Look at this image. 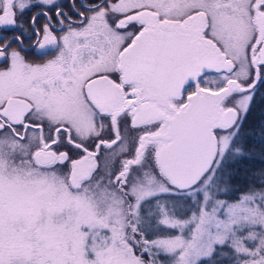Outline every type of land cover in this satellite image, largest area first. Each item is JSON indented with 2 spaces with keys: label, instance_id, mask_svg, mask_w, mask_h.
Returning a JSON list of instances; mask_svg holds the SVG:
<instances>
[{
  "label": "snow or ice",
  "instance_id": "1",
  "mask_svg": "<svg viewBox=\"0 0 264 264\" xmlns=\"http://www.w3.org/2000/svg\"><path fill=\"white\" fill-rule=\"evenodd\" d=\"M258 96L264 0H0V264H264Z\"/></svg>",
  "mask_w": 264,
  "mask_h": 264
},
{
  "label": "trees",
  "instance_id": "2",
  "mask_svg": "<svg viewBox=\"0 0 264 264\" xmlns=\"http://www.w3.org/2000/svg\"><path fill=\"white\" fill-rule=\"evenodd\" d=\"M264 119V103H261L260 97H257L256 103L253 105L252 111L249 113L248 123L253 121ZM264 167V159L259 154V146H256V155L255 159L248 161L245 165L241 166L237 178L236 183L241 188H244L248 183L249 179L253 172H257ZM245 169H247V175H245ZM236 195H239L237 193Z\"/></svg>",
  "mask_w": 264,
  "mask_h": 264
},
{
  "label": "flooded vegetation",
  "instance_id": "3",
  "mask_svg": "<svg viewBox=\"0 0 264 264\" xmlns=\"http://www.w3.org/2000/svg\"><path fill=\"white\" fill-rule=\"evenodd\" d=\"M64 2H67V0H64ZM85 2H88V0H85ZM77 3L79 4V0H77ZM36 9H33V11H35ZM81 10H83V9H81ZM26 15H31V12H29V13H26ZM185 96H186V94H185Z\"/></svg>",
  "mask_w": 264,
  "mask_h": 264
},
{
  "label": "rangeland",
  "instance_id": "4",
  "mask_svg": "<svg viewBox=\"0 0 264 264\" xmlns=\"http://www.w3.org/2000/svg\"><path fill=\"white\" fill-rule=\"evenodd\" d=\"M262 169H264V167ZM222 198H224V197H222Z\"/></svg>",
  "mask_w": 264,
  "mask_h": 264
}]
</instances>
